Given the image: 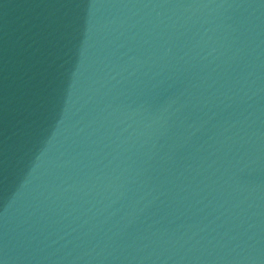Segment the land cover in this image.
Wrapping results in <instances>:
<instances>
[{
  "label": "water",
  "instance_id": "95a60500",
  "mask_svg": "<svg viewBox=\"0 0 264 264\" xmlns=\"http://www.w3.org/2000/svg\"><path fill=\"white\" fill-rule=\"evenodd\" d=\"M0 264H264V0H0Z\"/></svg>",
  "mask_w": 264,
  "mask_h": 264
}]
</instances>
